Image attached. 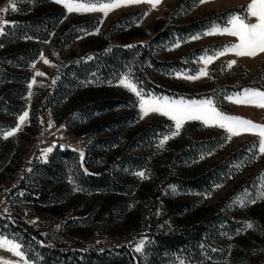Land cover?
<instances>
[{
    "label": "rangeland",
    "instance_id": "obj_1",
    "mask_svg": "<svg viewBox=\"0 0 264 264\" xmlns=\"http://www.w3.org/2000/svg\"><path fill=\"white\" fill-rule=\"evenodd\" d=\"M250 2L161 0L155 9L140 3L105 17L68 13L55 0H20L17 11L0 13L9 22L0 34V127L15 126L29 112L19 132L0 138V233L22 242L29 264L46 262L39 241L50 250L96 253V262L108 264H264V199L234 202L245 191L253 198L264 191V155L250 151L258 136L242 133L228 141L219 127L187 121L158 147L175 131L174 122L156 113L140 119L138 98L119 84L131 73L146 93L210 98L229 115L264 124V109L226 99L249 87L264 91V53H228L208 64V76L177 78L197 74L206 53L238 42L203 33L213 24L225 26L233 13L243 15ZM8 5L0 0V9ZM51 16L56 23L49 24ZM38 20L44 25H33ZM182 26L195 28L180 34ZM194 35L200 38L190 39ZM138 44L136 57L120 70L105 73L89 64L113 47ZM106 100L116 104L100 110L97 103ZM53 145L45 158L43 150ZM139 171L148 178L134 174ZM2 260L19 258L0 250Z\"/></svg>",
    "mask_w": 264,
    "mask_h": 264
},
{
    "label": "snow or ice",
    "instance_id": "obj_2",
    "mask_svg": "<svg viewBox=\"0 0 264 264\" xmlns=\"http://www.w3.org/2000/svg\"><path fill=\"white\" fill-rule=\"evenodd\" d=\"M19 2L20 0H9V5L0 9V13L17 11L18 9L15 5ZM55 2L62 4L68 13L101 12L106 17L109 12L114 9L140 3H148L151 5L152 9H155L161 3V0H107V2H104V0H55ZM199 2L205 3L206 0H199ZM145 15H147V13H145ZM251 18H255L254 23L251 22ZM8 23V21L0 17V34L3 33ZM98 32L99 29L91 34H98ZM203 35H229L237 38L238 42L230 46H225L222 50H218L212 55H207L206 53L204 57H200L204 67L200 68L197 74L182 75L177 73V78L197 80L201 77L208 76V64L213 62L216 58L228 53H232L237 57H255L258 54L264 53V0H251L244 9L243 15L233 13L230 15L225 26L221 27L220 25L213 24L210 30L203 33ZM199 38L200 35H194L190 39L197 40ZM179 46L180 42L176 41L175 47ZM128 47L133 46L129 45ZM44 62L49 63L47 59H45ZM235 64L236 60H232L227 66L231 68ZM42 75H44V73L36 72V76ZM35 83L36 81L33 79L32 83L29 84V88L31 89L32 85ZM53 83H55V81H53ZM119 84L138 98V107L141 113L140 119H143L149 114L156 113L174 122L175 131L171 132V136L164 135L159 141L158 147L162 148L170 138L179 135L180 129L185 122L200 121L205 126H214L223 129L227 133L225 139L228 141H230L232 137L239 136L242 133H251L258 136V142L252 145L250 151L258 150L261 155H264V124L254 123L249 119L229 115L219 110L210 98L185 101L183 99L174 100L167 96L160 97L146 93L142 88L137 86V83L134 82L131 77V73L123 74L119 80ZM30 96L31 92H29V97ZM226 99L238 105H250L264 109V91L256 88H245L242 93L226 96ZM28 118L29 112L24 111L23 114L18 117V123L15 126L9 129L0 127V138L7 139L14 136L21 130V127L28 121ZM49 127H51V123H49ZM54 147L55 145L43 150L45 158L48 153L53 151ZM61 147H63V145H61ZM80 157L81 160H83L84 153L82 151L80 152ZM201 158L203 159V156ZM237 167H239V165ZM134 174L143 179L148 178L143 171ZM217 187H220V185H217ZM77 190L79 189L77 188ZM258 199H264V191H261L254 198L245 191L235 198L234 202L243 206L247 203H255ZM7 211V208H5L4 212L6 213ZM32 223H35V221H32ZM252 227L253 225L251 222L246 224V228L250 229ZM144 246L145 240L141 239L135 244L134 250L140 253L143 251ZM0 250H6L13 256L19 258V261L2 260L0 264H20V262H22V264H29V260L26 258V253L23 250L22 242L16 237L10 239L3 233H0ZM212 251H216V249H212Z\"/></svg>",
    "mask_w": 264,
    "mask_h": 264
},
{
    "label": "trees",
    "instance_id": "obj_3",
    "mask_svg": "<svg viewBox=\"0 0 264 264\" xmlns=\"http://www.w3.org/2000/svg\"><path fill=\"white\" fill-rule=\"evenodd\" d=\"M48 20H49V24L50 23L53 24V22L56 23L58 19L56 18V16H51L48 18ZM33 25H37L40 27L41 25H44V24L41 23V20H38ZM19 27H22L23 29H25L23 26H19ZM34 28H35V26H34ZM169 28L165 29V31H163L162 33H158L156 38L162 37L163 34H168V32H170ZM193 28H195V27L194 26H182V27L178 28V31L180 34H184L185 32H192ZM44 29L46 30L47 28L44 27ZM70 35L71 34H69V36ZM141 46H142L141 44H138L135 48H130V49L117 47V46L113 47V48H111L110 51H108L106 53H101L100 55H98V59H96L95 61H91L89 64L91 65V64L96 62V68L97 69L100 68L101 71L105 72V73L110 72L112 70H120L121 68H124L125 66H127V64H129V62H131L133 60V58L136 57ZM29 52H30V54H32L31 51H29ZM37 54H38L37 51L35 53H33V55H34L33 58H35ZM139 65L141 66L142 62H139ZM82 71L83 70H79V71H77V73L82 75L83 74ZM25 93H26V89L22 90L21 96H23ZM6 95H8L7 91H6ZM2 101H3V99H0V103ZM114 104H116V101L106 100V101L98 102L97 107L100 108V110L112 109L114 107ZM5 106H8V105L5 103ZM24 108L25 107L22 104L21 107L17 110V113H21L24 110ZM151 130L152 129L145 130L144 135H146V134L148 135V133H150ZM204 180L205 179H203V181ZM203 181H202V183H203ZM190 183L196 184L195 181H191ZM163 242H164V244H172L174 241L173 240H171V241L165 240ZM37 245H38V248L41 249V253L43 254V256L46 258V262H44L43 264H52V262H53L52 259H57L58 261L67 262V263L72 262V264H108V263H104V261L102 263V261H100V260H98L96 262V253H94L92 256H88L85 253H82L81 251H74V252L68 251V252H66L63 249L50 250V248L48 246L43 245V243L41 241L37 242Z\"/></svg>",
    "mask_w": 264,
    "mask_h": 264
}]
</instances>
